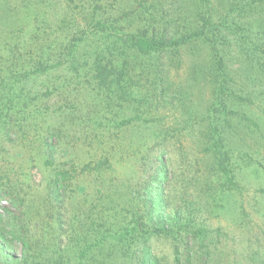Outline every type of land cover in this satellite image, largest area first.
I'll use <instances>...</instances> for the list:
<instances>
[{
	"label": "rangeland",
	"instance_id": "1",
	"mask_svg": "<svg viewBox=\"0 0 264 264\" xmlns=\"http://www.w3.org/2000/svg\"><path fill=\"white\" fill-rule=\"evenodd\" d=\"M4 209L25 264H135V227L160 264H264V0H0Z\"/></svg>",
	"mask_w": 264,
	"mask_h": 264
},
{
	"label": "trees",
	"instance_id": "2",
	"mask_svg": "<svg viewBox=\"0 0 264 264\" xmlns=\"http://www.w3.org/2000/svg\"><path fill=\"white\" fill-rule=\"evenodd\" d=\"M205 24H209V20L204 21ZM201 30L198 32H193L188 35L181 36L180 38H170L169 40L164 36L161 35L160 37H132L129 39V44L131 47L135 48L142 54H151L155 53L157 51H161L163 49L167 48H176L179 44H182L184 42H187V40L191 38H197L201 36ZM154 36V35H153ZM162 169V168H161ZM62 180L63 175L61 173H58L52 183V197L57 200L58 197V190L62 187ZM154 197L151 200L150 205L148 206V217L146 218V223L148 225L156 224L158 221H164L162 218V198L161 194L157 190H153ZM20 219L14 214V212L9 211L8 209H4L3 214H0V262L4 264H25L27 261L28 256V249L29 245L27 243V239L24 235H22V231L20 228H18L15 223H18ZM157 227L154 229V233L158 234H166V232L163 230V227L165 226L162 223V226L160 223H157ZM20 227V226H19ZM136 228V227H135ZM135 228L133 229V232L130 231L129 236L133 238H137L139 240L138 245V251L136 250V256H135V264H160L159 258L153 253L151 244H149V240L152 239V237L145 238L142 237L141 240L138 238L140 237V233H135ZM146 234H149L146 232ZM153 234V233H151ZM186 234L188 235L187 239L197 240L199 243L203 242V233L200 230L197 231H190L187 230ZM144 235V234H142ZM155 235V234H154ZM22 237V239H21ZM18 239L21 242L22 251L19 256H16L13 254V240ZM124 235H121L118 242L123 241ZM178 252L177 249L174 248V255L176 262L179 260L178 258ZM185 255L187 259L191 258V251L188 248L185 251Z\"/></svg>",
	"mask_w": 264,
	"mask_h": 264
}]
</instances>
